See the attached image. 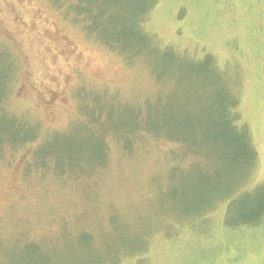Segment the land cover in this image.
Returning a JSON list of instances; mask_svg holds the SVG:
<instances>
[{
	"label": "rangeland",
	"instance_id": "1",
	"mask_svg": "<svg viewBox=\"0 0 264 264\" xmlns=\"http://www.w3.org/2000/svg\"><path fill=\"white\" fill-rule=\"evenodd\" d=\"M73 1L0 0V55L9 66L1 136L14 141L11 119L35 130L0 151V264H264V218L229 228L264 207V0H155L142 28L173 53L148 60L87 34ZM142 2L106 0L104 8L117 6L116 21L133 27ZM206 57L216 70L198 62ZM233 96L256 157L232 198L246 195L227 212L224 200L205 214L240 177L227 173L222 144L206 135ZM173 97L182 103L170 107ZM84 110L103 111L97 132ZM139 113L143 125L203 150L209 171H191L203 158L142 130L129 150L106 132V165L73 173L104 161L106 128L128 140L123 131ZM172 170L191 173L173 180ZM161 229L166 235L150 239Z\"/></svg>",
	"mask_w": 264,
	"mask_h": 264
},
{
	"label": "trees",
	"instance_id": "2",
	"mask_svg": "<svg viewBox=\"0 0 264 264\" xmlns=\"http://www.w3.org/2000/svg\"><path fill=\"white\" fill-rule=\"evenodd\" d=\"M54 2H59V0H52ZM106 0H75L73 2H70L68 7L70 8L71 11H74L76 16L82 17L83 20L87 24V34L92 35L96 38H98L103 44L108 46L111 49H115L118 51L120 55H126L130 59H134L135 57H143L145 60H148L149 58L156 57L158 54L161 52L163 53H173L172 51L168 49H161L157 48L153 42L151 41L148 33L143 30L142 25H141V19L146 16L148 11L151 9L152 5L154 4L155 0H143L141 3V6H139L138 14L136 21L133 22L132 26L129 27L126 26L125 24L122 25L121 21H116L115 17L113 16L114 13L117 11V15H121L122 12L120 9L117 8V6H112L114 9L110 6L107 8H104ZM123 14L125 15L126 12L124 11ZM124 16L121 17V19ZM125 17H128L125 15ZM129 27V28H127ZM131 31V32H130ZM110 38H113L112 40ZM175 54V53H174ZM2 55H0V63H4L6 65L5 71H8V64L5 63V60L2 59ZM199 63H204L205 65L208 64L210 67L213 65L214 69V63L212 62L209 57L204 58L202 61H198ZM216 70V69H215ZM217 73V72H216ZM7 74L5 75L4 80L1 79L2 84H3V89L0 91V101L1 98L5 96V88H6V79H7ZM221 86H225L223 82L218 83ZM232 95V94H231ZM179 100L183 101V99L179 97H173V103L170 107H172L174 104H177ZM222 101V104L219 105L218 111L219 115L217 116L216 119V129L213 130L210 128V130L206 132V135H209L208 140L213 141L212 143H217V144H222V150L224 151L222 154L227 156L224 165H226L228 174H236L239 177V180H235L234 185L230 186V190L224 194L223 198L217 199L215 198L212 203L205 209V214L208 212H212V210L215 208V206L219 205L221 202L224 200H227L226 204V212L230 210V207L236 202L237 198H240L246 194H241L239 197L232 198L234 195V191L237 189L238 184L242 179L245 178V174L248 173V170L251 168V163L254 161L256 154L254 153L253 147L249 141V133L247 128L243 125H240L238 123V116L237 112L235 109V99L234 96L233 98H229L228 101ZM106 106V105H105ZM105 106L103 108H105ZM183 108L185 106L182 104ZM106 107H111V106H106ZM106 109V108H105ZM85 114L87 110H84ZM106 111V110H105ZM103 112V111H102ZM102 112H97V115L93 116L90 115L88 117V114H86L87 119H88V127L92 130V132H97L98 128L101 127V123L103 122L104 114ZM109 111H107L108 113ZM101 115L103 117L101 118ZM143 115L140 113L135 115L134 118L135 120L133 121V124H128V127L125 128V132L123 133H129L127 135H130L129 139L126 140L124 138V135L119 134L113 129H107L103 130L102 135L106 134V132H109L113 134L114 136H118V140H120L121 144L126 150H129L131 148V136L132 134H136L137 132L140 131H145L149 135L155 137V138H166L169 139L170 141L177 142L180 145L183 146V150L187 153H190L194 155L196 158L201 157V161L199 163L195 164L192 166L190 169L191 171L194 170L197 167H202L203 169H206L208 172L210 169V156H206L204 151L201 149H196L192 145L189 144V141H183L180 139H177L175 137H170L165 133V130L162 129L161 125L154 127L155 131L153 130V127L149 128L148 124L143 125ZM4 119H7L6 116L1 113L0 110V130L3 129V121ZM12 123V128L15 129V136H14V141L9 142L6 141L4 136H1L4 132L6 134L7 131L2 133L0 131V151L3 146V144L11 145V146H17L22 143H26V141L32 140L34 136L35 130L30 128V127H25L19 124L15 125V123L12 121V119L9 121ZM95 124V125H94ZM87 125V124H85ZM151 125L153 123L151 122ZM102 130V129H101ZM8 131H11L8 130ZM53 137V136H52ZM104 142L102 141V145L104 148L103 152V160L100 162L93 163L95 167L92 169H88L85 165L82 167L85 169L79 172H73L76 174H81V173H92L96 170V168L99 167H104L107 163L106 159V153H107V148H105V136ZM42 146H40L39 151L41 150ZM38 151V152H39ZM42 151V150H41ZM36 157V156H35ZM43 158H49L48 155L43 156ZM239 168V169H238ZM189 171V170H188ZM191 171L186 172L184 174H180L174 170H172L171 173V179H173L176 176H181V177H188L190 175ZM239 171L240 174H237ZM67 173V172H66ZM70 174H73L72 172H68ZM174 180V179H173ZM175 184V182H174ZM264 186V185H263ZM250 193V192H249ZM234 197V196H233ZM207 212V213H206ZM255 213H249V220L242 223H237L235 227H229V228H236L240 226H250V225H256L259 223V220L264 218V207H258L255 211ZM202 214V215H205ZM201 215V216H202ZM200 217H197V219H190L185 221V223L189 224L192 220H198ZM246 219V218H245ZM170 221H172L171 218H167L166 223L170 224ZM174 223H182L181 221H174ZM159 234L166 235L165 230L161 229L156 234H152L150 236V239L152 237H155ZM117 258L115 259L114 263L116 262Z\"/></svg>",
	"mask_w": 264,
	"mask_h": 264
}]
</instances>
